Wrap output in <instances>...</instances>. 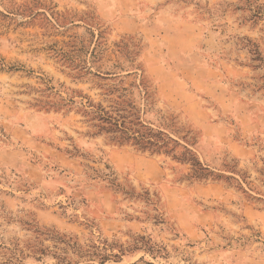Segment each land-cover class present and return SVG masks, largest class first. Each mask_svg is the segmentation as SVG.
<instances>
[{"label": "rangeland", "instance_id": "rangeland-1", "mask_svg": "<svg viewBox=\"0 0 264 264\" xmlns=\"http://www.w3.org/2000/svg\"><path fill=\"white\" fill-rule=\"evenodd\" d=\"M0 264H264V0H0Z\"/></svg>", "mask_w": 264, "mask_h": 264}]
</instances>
